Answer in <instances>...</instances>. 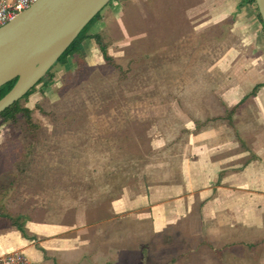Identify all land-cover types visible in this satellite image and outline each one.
Returning <instances> with one entry per match:
<instances>
[{"label":"rangeland","instance_id":"1","mask_svg":"<svg viewBox=\"0 0 264 264\" xmlns=\"http://www.w3.org/2000/svg\"><path fill=\"white\" fill-rule=\"evenodd\" d=\"M203 4L112 0L88 30L101 36L112 64L97 45L89 58L84 43L79 55L51 68V81L21 99L38 126L35 133L20 116L6 123L0 118V197L14 211L38 207V214L67 223L83 211L91 227L85 236L95 247L103 242L98 211L105 206L106 244L132 247L136 230L129 217L122 227L112 215L114 198L139 192L163 174L172 179L187 129L222 113L216 102L229 81L217 64L233 38L223 25L228 20L203 26L211 16ZM116 224L118 234H110ZM163 237L137 254L124 251V263L264 264V244L246 261L248 253L218 251L221 245L211 244L196 221ZM91 257L84 264H98ZM114 258L102 264H115Z\"/></svg>","mask_w":264,"mask_h":264},{"label":"crops","instance_id":"2","mask_svg":"<svg viewBox=\"0 0 264 264\" xmlns=\"http://www.w3.org/2000/svg\"><path fill=\"white\" fill-rule=\"evenodd\" d=\"M203 6L211 13L203 26L218 27L228 20L223 25L233 38L231 47L217 64L229 81L220 92V101L216 102L222 113L196 120L187 129L177 173L172 179L163 174L162 180L149 182L136 193L126 191L112 201V215L120 218L121 225L122 220L130 218L131 223L124 224L134 225L136 231L132 234L137 241L131 243L130 249L117 243L106 244L105 206L98 211L99 216L106 217L98 224L99 239L102 234L103 242L94 247L85 236L91 229L85 212H79L67 223L38 214L41 210L38 207L19 208L23 201L14 204L19 208L18 212L14 211L12 203L3 196L0 213L25 220L22 233L0 217V257L19 251L28 264H84L92 255L95 262L102 264L108 261V256H116L115 264H125L124 251L142 252L154 238L167 237L169 230L195 221L208 231L211 244L221 245L218 251L250 256L257 247L261 250L260 245L264 244V86L255 96L242 99L257 84L264 83V30L256 6L249 0H204ZM84 43H87L85 50L89 58L92 55L95 58V43L92 40ZM231 111H234L232 125H228L220 118ZM118 225L109 229L110 234H118ZM132 234L129 237L134 239ZM249 260L252 262L251 256L246 261Z\"/></svg>","mask_w":264,"mask_h":264},{"label":"water","instance_id":"3","mask_svg":"<svg viewBox=\"0 0 264 264\" xmlns=\"http://www.w3.org/2000/svg\"><path fill=\"white\" fill-rule=\"evenodd\" d=\"M112 0H36L0 28V114L20 101L57 64L80 32ZM264 28V0H254Z\"/></svg>","mask_w":264,"mask_h":264},{"label":"trees","instance_id":"4","mask_svg":"<svg viewBox=\"0 0 264 264\" xmlns=\"http://www.w3.org/2000/svg\"><path fill=\"white\" fill-rule=\"evenodd\" d=\"M249 2L255 6L254 0H249ZM99 18H100V13L97 14L95 16V18H93L89 22V24L80 32L78 37L72 42V44L68 47V49L61 55L57 64L63 66V65L68 63V58L70 56L79 55L83 50L82 44L85 40H92L95 43V45L98 46V49H99L101 56H102V59L104 61H106L107 63L112 64V58L108 55L107 46L103 43L101 36L99 34H88V30L93 26L94 22L97 21ZM258 18H259V21H260L262 28H263V24H262V21H261L259 15H258ZM263 30H264V28H263ZM45 78L47 79L46 81H44ZM52 78H53V75L49 71L38 84L43 83L44 85H46L48 81L52 80ZM15 82H16V79L7 83L6 85H4L0 88V98H2L5 94H7L11 90V88L14 86ZM262 86H264V83L263 84H257L255 87H253L251 92L246 97H244L242 99V101L248 97L255 96L257 91L259 90V88H261ZM34 90H35V87L32 88L22 99H27L31 94H33ZM20 101L15 102L13 105H11L9 108H7L4 112H2L0 114V118H1L3 123H6V122H15L16 119L18 118V116H20L24 120L26 126L30 130H32L33 133H35L38 126L32 122L31 110L28 109L27 107H22L20 105ZM233 112L234 111L226 112L225 115L222 118H220V120H223L228 125H231L230 124V118H231ZM213 120H215V119H213ZM1 211L2 210L0 209V212ZM0 217L4 218L8 222H10V224L12 226L17 227L18 230H20L22 233L24 232L23 222L25 219L23 217L11 216L7 213H0Z\"/></svg>","mask_w":264,"mask_h":264},{"label":"built area","instance_id":"5","mask_svg":"<svg viewBox=\"0 0 264 264\" xmlns=\"http://www.w3.org/2000/svg\"><path fill=\"white\" fill-rule=\"evenodd\" d=\"M36 0H0V28L28 9ZM0 264H28L22 252L13 251L0 257Z\"/></svg>","mask_w":264,"mask_h":264}]
</instances>
